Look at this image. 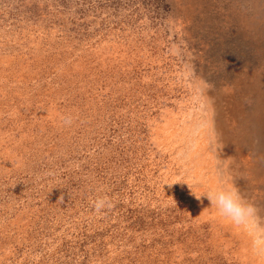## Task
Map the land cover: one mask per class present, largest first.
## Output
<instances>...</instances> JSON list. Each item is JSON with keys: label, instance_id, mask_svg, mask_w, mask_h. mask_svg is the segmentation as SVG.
Instances as JSON below:
<instances>
[{"label": "rangeland", "instance_id": "1", "mask_svg": "<svg viewBox=\"0 0 264 264\" xmlns=\"http://www.w3.org/2000/svg\"><path fill=\"white\" fill-rule=\"evenodd\" d=\"M221 187L246 226L191 194ZM258 247L264 0H0V264H264Z\"/></svg>", "mask_w": 264, "mask_h": 264}, {"label": "clouds", "instance_id": "2", "mask_svg": "<svg viewBox=\"0 0 264 264\" xmlns=\"http://www.w3.org/2000/svg\"><path fill=\"white\" fill-rule=\"evenodd\" d=\"M64 123L70 124L71 119L65 118ZM189 188L191 189L190 186ZM191 194L197 200H201L202 197L206 198L210 206L214 207L222 217L231 220L236 225L246 226L256 216L255 207L248 203L234 187H221L204 193H195L191 190ZM106 203L104 199L97 200L94 205L95 210L100 212ZM255 254L264 257V247L256 248Z\"/></svg>", "mask_w": 264, "mask_h": 264}]
</instances>
